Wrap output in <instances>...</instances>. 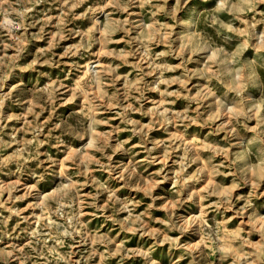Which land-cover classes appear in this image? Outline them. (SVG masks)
Listing matches in <instances>:
<instances>
[{
    "label": "rangeland",
    "instance_id": "obj_1",
    "mask_svg": "<svg viewBox=\"0 0 264 264\" xmlns=\"http://www.w3.org/2000/svg\"><path fill=\"white\" fill-rule=\"evenodd\" d=\"M0 264H264V0H0Z\"/></svg>",
    "mask_w": 264,
    "mask_h": 264
}]
</instances>
